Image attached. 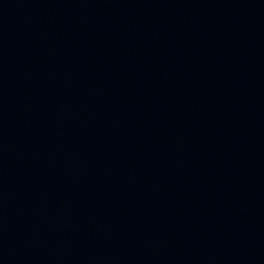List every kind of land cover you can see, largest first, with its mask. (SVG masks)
Returning a JSON list of instances; mask_svg holds the SVG:
<instances>
[{"label": "water", "instance_id": "1", "mask_svg": "<svg viewBox=\"0 0 264 264\" xmlns=\"http://www.w3.org/2000/svg\"><path fill=\"white\" fill-rule=\"evenodd\" d=\"M0 264H264V0H0Z\"/></svg>", "mask_w": 264, "mask_h": 264}]
</instances>
